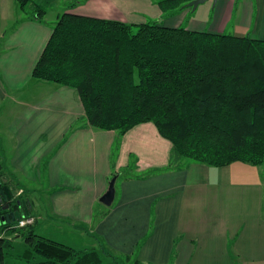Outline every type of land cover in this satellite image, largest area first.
Segmentation results:
<instances>
[{"label": "crops", "instance_id": "crops-1", "mask_svg": "<svg viewBox=\"0 0 264 264\" xmlns=\"http://www.w3.org/2000/svg\"><path fill=\"white\" fill-rule=\"evenodd\" d=\"M160 1L33 3L55 6L56 21L71 13L130 25L188 23L182 28L192 32L264 41V0H210L195 11H162ZM53 25L21 14L16 0H0L4 187L26 202L20 185L46 191L53 216L112 250L120 259L114 264H264V182L255 167L181 161L152 123L122 136L90 127L76 90L31 76ZM114 175L115 198L106 207L99 199Z\"/></svg>", "mask_w": 264, "mask_h": 264}, {"label": "trees", "instance_id": "trees-1", "mask_svg": "<svg viewBox=\"0 0 264 264\" xmlns=\"http://www.w3.org/2000/svg\"><path fill=\"white\" fill-rule=\"evenodd\" d=\"M190 1L158 5L171 11ZM16 2L28 18L46 14L33 0ZM31 76L76 90L93 129L122 136L152 123L181 161L216 168L264 165V41L63 13ZM2 176L0 160V188L7 186ZM8 190L13 199H0V219L18 211L14 202L27 204ZM21 218L20 213L0 225L7 237L25 243L19 259L37 255L38 264H101L94 249L76 251L35 234L31 225L17 228ZM12 247L0 235V264L3 250Z\"/></svg>", "mask_w": 264, "mask_h": 264}, {"label": "rangeland", "instance_id": "rangeland-1", "mask_svg": "<svg viewBox=\"0 0 264 264\" xmlns=\"http://www.w3.org/2000/svg\"><path fill=\"white\" fill-rule=\"evenodd\" d=\"M53 7L47 8L46 14L43 18L44 20L52 21L54 24H56L57 21L55 11H57V9ZM58 7L60 8L61 6L59 5ZM188 25V23H184L182 27H189ZM135 30L136 29L133 28L134 32ZM255 169L257 171L258 176L262 177V180L264 182V165L260 167H255ZM124 172V169H121L120 176H122ZM21 186H23V189L26 192L25 197H27L28 204L29 201L33 203H31V205H29L28 207L30 209V215L34 219V224L31 226L35 234L51 241L57 242L59 244L71 247L76 251H81L84 249H94L99 256L101 264H114L115 259L117 260V262L120 261V259L118 261L116 254L112 250H108L101 243L95 242L94 239L85 235V232L79 230L78 228L75 229V226L66 223L65 219L63 218H55L51 210L50 197L46 193V191H41L38 188L34 189L35 186L32 184L20 185V187ZM15 195L16 192L14 190V197ZM262 216L264 218V196ZM0 235L6 240H10L13 246L11 249L3 250V264H38L42 261V258L37 255H34L33 258H31L28 262L19 259L18 256L26 250V245L23 240L21 238H15L13 236L7 237L5 234L2 233L1 230ZM122 263L124 264L123 261Z\"/></svg>", "mask_w": 264, "mask_h": 264}, {"label": "water", "instance_id": "water-1", "mask_svg": "<svg viewBox=\"0 0 264 264\" xmlns=\"http://www.w3.org/2000/svg\"><path fill=\"white\" fill-rule=\"evenodd\" d=\"M207 1H210V0H191L190 2H188L186 4V7L190 8L192 11H195L199 5H202ZM211 1H213V4L216 3V0H211ZM115 181H116V176H114L110 180V182L108 183L107 191L99 199V202L106 207H110L114 201V198H115ZM0 199L2 201H5V200L12 201L13 197H12L10 191L6 187L0 188ZM15 205L18 208V211L11 212V213L5 215V217L3 219H0L1 222H4V220H7V222H9L10 221L9 218H11L12 222H14L15 220H18L20 218V213H21L20 209L24 213V216H29V213L27 211V204L24 201H16ZM7 208H8V206L4 207V209H7Z\"/></svg>", "mask_w": 264, "mask_h": 264}, {"label": "built area", "instance_id": "built-area-1", "mask_svg": "<svg viewBox=\"0 0 264 264\" xmlns=\"http://www.w3.org/2000/svg\"><path fill=\"white\" fill-rule=\"evenodd\" d=\"M34 224V219L31 216H23L16 225L17 228H23Z\"/></svg>", "mask_w": 264, "mask_h": 264}, {"label": "flooded vegetation", "instance_id": "flooded-vegetation-1", "mask_svg": "<svg viewBox=\"0 0 264 264\" xmlns=\"http://www.w3.org/2000/svg\"><path fill=\"white\" fill-rule=\"evenodd\" d=\"M14 202V201H13ZM14 204H15V202H14Z\"/></svg>", "mask_w": 264, "mask_h": 264}]
</instances>
